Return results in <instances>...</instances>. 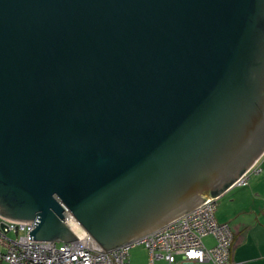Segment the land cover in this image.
Returning <instances> with one entry per match:
<instances>
[{
	"label": "water",
	"instance_id": "water-1",
	"mask_svg": "<svg viewBox=\"0 0 264 264\" xmlns=\"http://www.w3.org/2000/svg\"><path fill=\"white\" fill-rule=\"evenodd\" d=\"M264 156V0H0V215L107 251Z\"/></svg>",
	"mask_w": 264,
	"mask_h": 264
},
{
	"label": "built area",
	"instance_id": "built-area-1",
	"mask_svg": "<svg viewBox=\"0 0 264 264\" xmlns=\"http://www.w3.org/2000/svg\"><path fill=\"white\" fill-rule=\"evenodd\" d=\"M260 160L234 186L247 185L252 173L261 171ZM217 200L214 197L141 241L113 251L101 247L68 209L64 221L77 239L67 243L30 239L35 222L0 215V264H131L130 249L136 244L148 249L149 264L158 259L169 264H236L232 259L235 234L217 220ZM206 236L213 237L212 245L204 241Z\"/></svg>",
	"mask_w": 264,
	"mask_h": 264
},
{
	"label": "crops",
	"instance_id": "crops-1",
	"mask_svg": "<svg viewBox=\"0 0 264 264\" xmlns=\"http://www.w3.org/2000/svg\"><path fill=\"white\" fill-rule=\"evenodd\" d=\"M260 167L247 185L231 188L217 200V220L235 234L232 259L236 264H264V156Z\"/></svg>",
	"mask_w": 264,
	"mask_h": 264
},
{
	"label": "rangeland",
	"instance_id": "rangeland-1",
	"mask_svg": "<svg viewBox=\"0 0 264 264\" xmlns=\"http://www.w3.org/2000/svg\"><path fill=\"white\" fill-rule=\"evenodd\" d=\"M238 187L239 186H234L232 187V189ZM204 241L209 245H212L214 243V239L212 236L204 237ZM129 259L131 264H149V251L144 244H136L130 249ZM156 264H169V263H167L163 259H158L156 261Z\"/></svg>",
	"mask_w": 264,
	"mask_h": 264
}]
</instances>
